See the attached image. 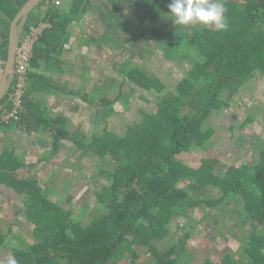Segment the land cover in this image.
Wrapping results in <instances>:
<instances>
[{"label": "trees", "instance_id": "trees-1", "mask_svg": "<svg viewBox=\"0 0 264 264\" xmlns=\"http://www.w3.org/2000/svg\"><path fill=\"white\" fill-rule=\"evenodd\" d=\"M25 1L0 0V76L10 23ZM48 1L45 10H40L38 4L29 13L22 30L28 29L36 13L50 23L34 44L28 71L32 81L24 95L18 125L25 124L34 113L29 102L34 93L49 84L42 83L45 80L39 79L36 69L53 64L54 54L62 51L68 24L76 13L62 11L55 5L56 0ZM164 1L167 6L171 0ZM223 3L225 30L193 25L182 33L168 28L159 32L172 39L166 40L167 55L190 65L175 91L161 94L164 85L158 79L137 69L126 70L128 81L156 92L159 100L154 112L144 116L139 124L129 126L123 135L105 128L102 136L94 135L89 143L82 144L86 151L91 150L109 164L103 170L107 183L96 193L97 202L103 207L99 217L90 218L85 225L74 220L70 210L48 198L36 178H18L14 171L21 163L9 152L3 153L0 184L6 183L26 195L25 213L34 224L36 238L11 248L18 264H112L123 257L136 264L141 248L150 256L144 264H189L186 239L163 248L158 246L171 235L169 223L174 216H190L197 207L221 210L226 203L245 215L242 223L239 215L232 216L237 224H249V236L243 241L244 259L239 261L224 252L219 263L208 259L203 264H264V141L260 140L263 145L255 157L238 166L223 165L210 156L194 167L181 157L196 146L208 148L213 131L204 128V123L213 110L229 106L221 97L226 90L237 92L257 73L264 75V0ZM158 5L162 14L167 8L160 2ZM175 40L194 49L200 59L193 60L186 48L179 50ZM98 104L104 114L113 111V102L106 97L100 98ZM251 120L247 118L245 123ZM42 124L52 134L54 150L60 140L70 138L65 118L39 117L35 125ZM207 186L217 188L220 196L196 195L199 187ZM209 216L214 218L211 211ZM5 242L0 232V246L8 247Z\"/></svg>", "mask_w": 264, "mask_h": 264}, {"label": "crops", "instance_id": "crops-1", "mask_svg": "<svg viewBox=\"0 0 264 264\" xmlns=\"http://www.w3.org/2000/svg\"><path fill=\"white\" fill-rule=\"evenodd\" d=\"M154 1L166 4L164 0ZM157 2L149 0H56L55 5L62 11H76V13L68 24L62 51L60 54H54L53 64H45L36 69L40 75L39 79L44 78L45 80L42 83L45 85L48 82L49 84L38 89L31 97L29 102H32L34 106V113L26 119L25 124L18 125L16 121L0 127V157L3 153L9 152L15 161L21 163L14 174L18 178H36L40 187L47 192L48 198L61 205L63 209L70 210L73 216L83 205L87 208L88 205L89 208L95 205L90 206L88 199L95 200L97 203V175L102 176L103 174V170L100 172L97 170V174L95 169H92L94 163L89 162L91 156L98 157V155L91 150L86 151V147L82 144L89 143L94 135L102 136L105 128L123 135L124 131L120 133L108 127L107 118L114 113H119L114 108L119 101L127 106L129 96L135 92L142 97L140 99L147 102L153 101V106H157L159 99L154 90L128 81L129 79L124 75L125 71L140 70L158 79L164 85V92L162 91L161 94L169 92L162 78L149 74L148 70L141 65L132 63L129 55L138 59L141 56L160 53L163 60L182 63L181 60L172 59L166 53V40L170 36L166 33L162 36L159 32L167 28L163 26L168 22L171 23L172 20L161 14ZM49 4L48 0H41L39 9L43 11L48 8ZM155 9L158 12L154 13ZM35 15L43 18L42 14L36 13ZM154 15L155 18H151ZM162 16L165 18H161ZM159 19H162L160 23H163V26L154 27ZM113 45L127 51V56L120 52L119 54H123L124 57L119 55L115 57L116 65L110 58L114 54L109 52ZM100 62L113 63L115 70V73L102 84H98L100 82L98 78L103 74V68L101 66L98 68ZM251 79L245 82L237 92L226 90L225 92L231 98L223 99L229 103V106L213 110L206 118L204 128H211L213 134L209 139L207 149L196 146L188 152L199 155V162L191 164L192 166L198 167L204 158L210 156H214L223 165L238 166L257 155L258 148H261L260 140L264 141V136H261V130L256 133L248 124L254 121V116L264 111L261 106L264 104V98H253L259 91L251 90L250 85L254 84ZM31 81L27 75L24 95ZM121 84H125V89H122ZM102 85L110 89H108L110 98L107 97V90L105 92L100 90ZM111 90L116 92V96H112ZM144 91L154 93L155 98L144 97ZM250 91L253 92L252 97L245 98L247 97L246 92ZM102 97L113 102L111 113L104 114L100 111L101 109H98V100ZM7 102L8 98H3L0 101V107L7 106ZM251 107L253 110L250 111ZM154 110L146 113L151 114ZM146 115L141 116L138 122L126 125L125 132L129 126L139 124ZM57 116L65 118L70 138L60 140L57 143V150H54L53 137L49 129L43 124L35 125V122H38L39 117L49 120ZM247 118L252 120L245 123ZM98 122L104 123L101 132H98ZM250 140H253L251 145L248 143ZM218 152L222 157L218 155ZM232 156L234 157L231 158ZM236 158L240 159L235 160ZM230 160L235 162L229 163ZM104 161L101 157V163ZM94 185L97 187L95 188ZM205 189L219 193L217 188L207 186L199 187L196 195L202 196ZM25 200V194L6 183L0 184V232L5 236V243L8 246H0L2 250H9L12 253V247L24 246L36 239L33 236L34 224L25 213ZM85 217L84 212L79 222H83ZM24 230L28 231L29 235L22 233ZM187 252L191 254L188 248Z\"/></svg>", "mask_w": 264, "mask_h": 264}, {"label": "rangeland", "instance_id": "rangeland-1", "mask_svg": "<svg viewBox=\"0 0 264 264\" xmlns=\"http://www.w3.org/2000/svg\"><path fill=\"white\" fill-rule=\"evenodd\" d=\"M168 11H169L168 8L166 10L165 9L162 10V15L169 17V15L167 14ZM164 16H162L161 18H165ZM161 20L159 19V22H157V24L155 23L154 27L160 26L161 28L163 26V23L162 24L160 23ZM170 22L172 24L168 22L163 27L167 26V28L171 29L174 33H182L180 31H183V30L188 31L190 28H192L193 25H194L193 27H198V28L205 27V26H201L200 24L178 26L174 24L173 21H170ZM173 42H176L179 50L186 48V50L189 51V55L190 57H192L193 60L199 58L197 52L194 49L187 46L185 43L178 42L177 40ZM109 52L111 54H114L112 57H110L111 60L114 61V64H115V61H117L116 59L117 55L123 56V54L125 55L127 53L126 50H124L121 47L117 48L116 45H113L112 48L110 47ZM120 52H122L123 54H119ZM129 57L131 58L132 63H137L141 65L143 68L148 70L149 74H154L162 78V80H164L163 82L167 84L169 92H171V90L175 91L177 83L180 81L181 78H183V76L185 75V72L189 70V67H190V65L184 63L183 61L182 63H179V62H169L167 60H163L160 53H158V55H151V56L145 55L143 56L144 58L141 56L142 58L140 57L138 59H135V57H132L131 55H129ZM100 66L103 68V74L98 78V80L100 81L98 84H102L103 81H105L106 79H108L109 76H112L115 73L113 63L106 64L104 62H100L98 63V68ZM251 80H253L254 82V84L251 83L250 85L251 90H253L254 92L259 91V92H256V96H254L253 98H264V75L257 73L254 76V78H252ZM121 87L122 89H125V84H121ZM108 89L109 88L103 85H102V88H100V90L104 92L105 90H107V97L110 98V93L108 92L110 89L109 90ZM111 91L113 93L112 96L113 95L116 96V92H114L113 90ZM154 93L156 95L155 91ZM154 93L144 91L143 95L146 98L153 99L155 98ZM246 93H247V97L245 96V98H248V99H250L253 95L252 91L246 92ZM221 97L231 98V96H229L226 92H224L221 95ZM129 98L130 99H129V103L127 104V106L125 104L122 105L120 101L118 103L116 102L117 104L114 105V108L119 113H116V114L114 113L113 115L107 118V123H108L107 125L110 129H114L120 133L122 131L125 132L124 128L126 125H128L129 123L138 122L141 119V116L143 117V115L147 114L146 113L147 111L151 112L156 107V106H153V103H154L153 101L147 102L144 99H140L142 97L138 96L136 92L130 95ZM261 106L262 108H264V104H262ZM99 108L101 109L102 106L98 104V109ZM252 108L253 107H251V109L249 108L250 111L253 110ZM261 113L264 114V111H262ZM261 113L259 115L257 114L258 116L256 117L254 116V121L250 122L248 126H252V129H254L256 133L261 130L262 132L261 136H264V122H263L264 118H262ZM103 125L104 123L98 122V132H101V128L103 127ZM228 139L230 138L228 137ZM248 143L251 145L253 143V140H250ZM262 145L263 144L261 143V147ZM259 146H260V143L258 147ZM213 154L215 155V152H213ZM218 155L222 157L220 152H218ZM198 157H199L198 154H189V153L182 156V158L189 165L197 164L199 162ZM229 157H228V160L230 159ZM233 157L234 156H232L231 158ZM89 159H90L89 162L94 163V167L92 169H95L96 172L97 170L98 172H100L101 170H104L109 167V164L105 163V161L104 163H101V157L99 156L98 157L91 156V158ZM238 159L240 158H236L235 160H238ZM107 160H109V158ZM232 162H235V161L233 160L229 161V163H232ZM97 177H98V189H99L100 187H102L103 185L107 183V177H106V174H102V176L97 175ZM94 187L96 188L97 185H94ZM202 195H208V196L216 198V197H219L220 192L219 193L214 192V191L209 192L205 189L203 190ZM87 201H88V204H90V206H93L94 204L95 205L90 208H89V205H88V208L83 205L80 209H78L77 214L73 216V218L76 221H79L83 217V214L85 212L86 217L83 218L82 220L83 222H81V224L83 225L86 224V221L88 220L89 217L90 218L99 217L103 211L102 210L103 207H101V205L98 204V202L96 203L95 200L88 199ZM204 211L208 213L209 215L211 211L212 214L214 215V218L217 217L218 219H214L212 218L213 216L210 217L209 215H206ZM237 215H239L238 216L239 221L242 223V219H245L244 218L245 215L243 216V214H241L240 209L239 211L235 210L232 207L231 203H226L221 210H219L218 208L214 209V208H209L206 206L204 207L200 206L192 210L190 216L188 217H182L179 215L174 216L171 222L169 223L171 236L167 237L162 242H159L158 246L163 248L171 242H177L179 239L180 240L186 239L185 246L187 245L186 248H188V250L191 252V254L189 253L187 255V258L189 259V264H203L208 259L219 263L220 257L222 256L224 252H230L235 259L242 261L244 259L243 241L245 238L249 236L250 228L247 222L243 224L235 223L234 219H232V216H237ZM26 228L27 227H25V229ZM217 231H219L221 235L218 234ZM22 233L29 235V232L26 230H24V232ZM139 251L141 253L140 254L141 257L137 260L136 264H144L146 260L147 261L150 260L149 254L144 253L142 248ZM9 256H12L11 251L0 249V260H4L5 264H6L7 257ZM114 264H131V263L127 257H123L120 260L116 261Z\"/></svg>", "mask_w": 264, "mask_h": 264}, {"label": "built area", "instance_id": "built-area-1", "mask_svg": "<svg viewBox=\"0 0 264 264\" xmlns=\"http://www.w3.org/2000/svg\"><path fill=\"white\" fill-rule=\"evenodd\" d=\"M49 27L50 23L47 20L35 15L28 29L25 32L22 31L15 54L14 74L8 94L7 106L0 107V124L19 120L20 113L24 109L23 97L34 44L44 30Z\"/></svg>", "mask_w": 264, "mask_h": 264}, {"label": "clouds", "instance_id": "clouds-1", "mask_svg": "<svg viewBox=\"0 0 264 264\" xmlns=\"http://www.w3.org/2000/svg\"><path fill=\"white\" fill-rule=\"evenodd\" d=\"M167 7V14L178 26L211 25L217 31L227 28L223 0H171ZM0 264H5V261L0 260ZM6 264H18V261L15 256H9Z\"/></svg>", "mask_w": 264, "mask_h": 264}, {"label": "water", "instance_id": "water-1", "mask_svg": "<svg viewBox=\"0 0 264 264\" xmlns=\"http://www.w3.org/2000/svg\"><path fill=\"white\" fill-rule=\"evenodd\" d=\"M41 0H27L19 9L10 23L7 37L6 58L2 64L0 76V101L9 92L14 74L15 54L18 47L19 37L29 16V13L40 3ZM170 1V0H168Z\"/></svg>", "mask_w": 264, "mask_h": 264}, {"label": "flooded vegetation", "instance_id": "flooded-vegetation-1", "mask_svg": "<svg viewBox=\"0 0 264 264\" xmlns=\"http://www.w3.org/2000/svg\"><path fill=\"white\" fill-rule=\"evenodd\" d=\"M160 4H162L163 6H165L166 8H168V7L166 6V4H163V3H160ZM155 10H156V9H155ZM156 12H158V10L154 11V13H156ZM151 18H155V15H154L153 17H151ZM152 21H155V20H152Z\"/></svg>", "mask_w": 264, "mask_h": 264}]
</instances>
